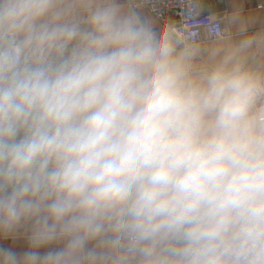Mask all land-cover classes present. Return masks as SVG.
<instances>
[{
  "label": "clouds",
  "instance_id": "9594fccd",
  "mask_svg": "<svg viewBox=\"0 0 264 264\" xmlns=\"http://www.w3.org/2000/svg\"><path fill=\"white\" fill-rule=\"evenodd\" d=\"M0 264H264V32L0 0Z\"/></svg>",
  "mask_w": 264,
  "mask_h": 264
},
{
  "label": "crops",
  "instance_id": "0c3cea01",
  "mask_svg": "<svg viewBox=\"0 0 264 264\" xmlns=\"http://www.w3.org/2000/svg\"><path fill=\"white\" fill-rule=\"evenodd\" d=\"M138 7L157 29L169 31L154 15ZM201 10L219 18L224 30L223 36L218 39H203L196 43L203 59H207L214 49L235 46L248 35L264 32V0H214L210 4L203 3Z\"/></svg>",
  "mask_w": 264,
  "mask_h": 264
},
{
  "label": "built area",
  "instance_id": "2783aa9c",
  "mask_svg": "<svg viewBox=\"0 0 264 264\" xmlns=\"http://www.w3.org/2000/svg\"><path fill=\"white\" fill-rule=\"evenodd\" d=\"M214 0H136L134 4L154 15L169 30L198 43L203 39L213 40L223 36L219 18L205 13L201 5Z\"/></svg>",
  "mask_w": 264,
  "mask_h": 264
}]
</instances>
